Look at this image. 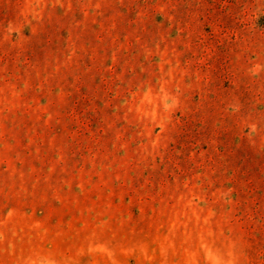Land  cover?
Returning a JSON list of instances; mask_svg holds the SVG:
<instances>
[{
  "label": "rangeland",
  "instance_id": "obj_1",
  "mask_svg": "<svg viewBox=\"0 0 264 264\" xmlns=\"http://www.w3.org/2000/svg\"><path fill=\"white\" fill-rule=\"evenodd\" d=\"M0 264H264V0H0Z\"/></svg>",
  "mask_w": 264,
  "mask_h": 264
}]
</instances>
